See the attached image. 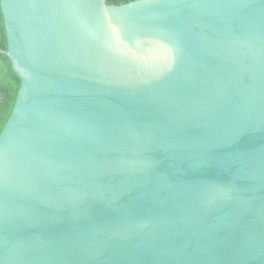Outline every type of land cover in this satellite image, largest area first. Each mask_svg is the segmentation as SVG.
<instances>
[{"label":"water","instance_id":"obj_1","mask_svg":"<svg viewBox=\"0 0 264 264\" xmlns=\"http://www.w3.org/2000/svg\"><path fill=\"white\" fill-rule=\"evenodd\" d=\"M0 8V264H264V0Z\"/></svg>","mask_w":264,"mask_h":264},{"label":"trees","instance_id":"obj_2","mask_svg":"<svg viewBox=\"0 0 264 264\" xmlns=\"http://www.w3.org/2000/svg\"><path fill=\"white\" fill-rule=\"evenodd\" d=\"M130 1L133 0H106V3L120 5ZM6 50L7 37L0 8V132L11 114L21 82L11 66Z\"/></svg>","mask_w":264,"mask_h":264}]
</instances>
